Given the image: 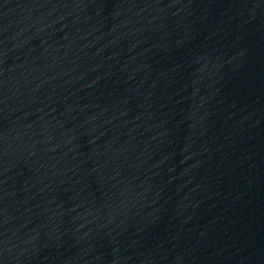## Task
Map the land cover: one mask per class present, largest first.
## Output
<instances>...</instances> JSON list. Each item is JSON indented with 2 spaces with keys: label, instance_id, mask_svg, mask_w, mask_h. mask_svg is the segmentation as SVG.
I'll use <instances>...</instances> for the list:
<instances>
[{
  "label": "water",
  "instance_id": "water-1",
  "mask_svg": "<svg viewBox=\"0 0 264 264\" xmlns=\"http://www.w3.org/2000/svg\"><path fill=\"white\" fill-rule=\"evenodd\" d=\"M0 264H264V0H0Z\"/></svg>",
  "mask_w": 264,
  "mask_h": 264
}]
</instances>
